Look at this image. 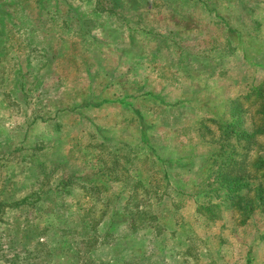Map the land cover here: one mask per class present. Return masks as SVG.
Wrapping results in <instances>:
<instances>
[{
	"label": "rangeland",
	"instance_id": "obj_1",
	"mask_svg": "<svg viewBox=\"0 0 264 264\" xmlns=\"http://www.w3.org/2000/svg\"><path fill=\"white\" fill-rule=\"evenodd\" d=\"M0 56V264H264L200 131L260 109L264 0H0Z\"/></svg>",
	"mask_w": 264,
	"mask_h": 264
},
{
	"label": "trees",
	"instance_id": "obj_2",
	"mask_svg": "<svg viewBox=\"0 0 264 264\" xmlns=\"http://www.w3.org/2000/svg\"><path fill=\"white\" fill-rule=\"evenodd\" d=\"M15 43L17 48H25V39H16ZM260 65L262 66L261 68L263 70L264 65ZM2 80L3 77L0 74V82ZM263 83L264 78L259 81L260 87L256 85L257 83L252 84V86H249V93H251V96H254L255 100H258L256 102H259L260 109H255L252 113L247 115L249 117L250 123V127L248 130L244 129L240 124L239 117L241 112H244V110L238 108L239 103H236V101L232 99L230 100L232 105L230 106L231 114L228 119V122L223 123L217 118H208L205 121H207L209 125L212 126L204 124L205 121H203L200 125L201 135L204 137V141L208 143L210 148L208 149V151H206L208 153L204 160L207 161V163L213 167V175H210L208 173L211 177V180H209L212 183H208V185H212L214 183L220 190L224 187V191H228V195L225 199H232L233 205L236 211L239 212V218H241L242 221L246 220L249 217V212L253 208L262 207L264 209V154L262 156L260 155V152H264V149L262 148V146L260 148L257 147L256 151L254 152V155L247 156L248 151H250V149L252 148L251 146L254 142V136H264V109H262V106L264 105L262 100L264 99V93H262ZM0 84H2V82ZM7 96L10 97V93H7ZM243 96L244 99L249 98L247 94ZM11 97L12 101L14 102L15 94L11 93ZM208 178L206 176L201 178L200 183L207 181ZM218 179H220V183L215 182ZM58 182L59 181L56 182L57 186H59ZM44 184L46 185V182L42 181V183H39L40 186L38 188H42ZM54 186L55 185H53V187ZM136 187L137 182L135 181V183L132 185L133 190ZM217 187L216 189H213L214 193L218 191ZM47 190L50 189L47 188ZM94 205L96 204L94 203L93 206L91 204V207L95 209ZM78 210L79 209H77L76 211ZM145 211L146 210L144 209H140L139 206H136L134 210V215H142V219H147V213ZM101 212L103 213V211ZM100 215L101 214L96 216L94 223H89V230L91 231V234H95L97 230V225L100 221L99 219H101ZM131 215L132 219L130 222L131 224H134V222L132 221L134 215ZM110 216L111 215H109L108 218H110ZM120 218L122 220H125L126 217L122 216ZM108 222L109 224H111L114 221H111L110 219V221ZM36 233L37 230L34 229V236H36V240L33 239V248L36 251H34L33 249L32 250L38 258H41V256L48 253L49 250L43 248L46 246V243H42L43 241L40 240V235H37ZM86 236L89 240L88 244L90 248H92L96 244V239L92 237L93 235L90 236V234L85 235V237ZM111 241L112 239L111 237H109L103 239L101 242L103 244H108L109 246L111 245ZM59 242L61 243L60 240ZM70 248V244H65L59 249H64L65 251H68L67 249ZM74 248L76 252L80 250L75 245ZM78 256H81V253ZM78 261L79 264H98L94 262L92 258L89 259L88 255L84 260Z\"/></svg>",
	"mask_w": 264,
	"mask_h": 264
}]
</instances>
